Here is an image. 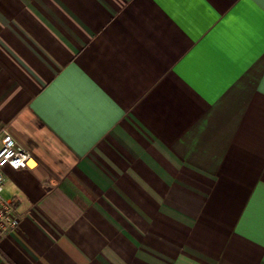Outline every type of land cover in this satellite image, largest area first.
Masks as SVG:
<instances>
[{
    "label": "crops",
    "instance_id": "1",
    "mask_svg": "<svg viewBox=\"0 0 264 264\" xmlns=\"http://www.w3.org/2000/svg\"><path fill=\"white\" fill-rule=\"evenodd\" d=\"M2 129L0 264H264L262 0H0Z\"/></svg>",
    "mask_w": 264,
    "mask_h": 264
},
{
    "label": "built area",
    "instance_id": "2",
    "mask_svg": "<svg viewBox=\"0 0 264 264\" xmlns=\"http://www.w3.org/2000/svg\"><path fill=\"white\" fill-rule=\"evenodd\" d=\"M32 154L6 129L0 131V243L10 237L21 223V215L13 200L3 195L6 181L4 169L6 166L12 169H23L30 166Z\"/></svg>",
    "mask_w": 264,
    "mask_h": 264
},
{
    "label": "snow or ice",
    "instance_id": "3",
    "mask_svg": "<svg viewBox=\"0 0 264 264\" xmlns=\"http://www.w3.org/2000/svg\"><path fill=\"white\" fill-rule=\"evenodd\" d=\"M262 2H264V0H262Z\"/></svg>",
    "mask_w": 264,
    "mask_h": 264
}]
</instances>
